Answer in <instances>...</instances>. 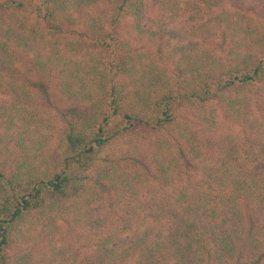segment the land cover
<instances>
[{
  "label": "trees",
  "instance_id": "1",
  "mask_svg": "<svg viewBox=\"0 0 264 264\" xmlns=\"http://www.w3.org/2000/svg\"><path fill=\"white\" fill-rule=\"evenodd\" d=\"M0 264H264V0H0Z\"/></svg>",
  "mask_w": 264,
  "mask_h": 264
}]
</instances>
